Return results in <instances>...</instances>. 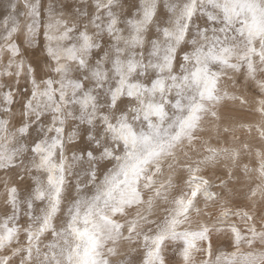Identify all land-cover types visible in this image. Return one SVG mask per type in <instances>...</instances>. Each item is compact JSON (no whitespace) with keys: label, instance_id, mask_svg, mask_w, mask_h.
Instances as JSON below:
<instances>
[{"label":"snow or ice","instance_id":"snow-or-ice-1","mask_svg":"<svg viewBox=\"0 0 264 264\" xmlns=\"http://www.w3.org/2000/svg\"><path fill=\"white\" fill-rule=\"evenodd\" d=\"M0 264H264V0H0Z\"/></svg>","mask_w":264,"mask_h":264}]
</instances>
